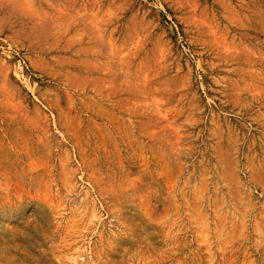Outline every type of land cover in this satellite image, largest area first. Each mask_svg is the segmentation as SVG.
<instances>
[{
  "label": "rangeland",
  "instance_id": "obj_1",
  "mask_svg": "<svg viewBox=\"0 0 264 264\" xmlns=\"http://www.w3.org/2000/svg\"><path fill=\"white\" fill-rule=\"evenodd\" d=\"M0 264H264V0H0Z\"/></svg>",
  "mask_w": 264,
  "mask_h": 264
}]
</instances>
